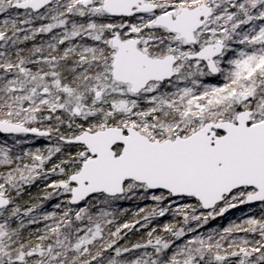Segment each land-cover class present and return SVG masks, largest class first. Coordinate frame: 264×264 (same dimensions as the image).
<instances>
[{
	"label": "snow or ice",
	"instance_id": "snow-or-ice-1",
	"mask_svg": "<svg viewBox=\"0 0 264 264\" xmlns=\"http://www.w3.org/2000/svg\"><path fill=\"white\" fill-rule=\"evenodd\" d=\"M0 264H264V0H0Z\"/></svg>",
	"mask_w": 264,
	"mask_h": 264
},
{
	"label": "trees",
	"instance_id": "trees-1",
	"mask_svg": "<svg viewBox=\"0 0 264 264\" xmlns=\"http://www.w3.org/2000/svg\"><path fill=\"white\" fill-rule=\"evenodd\" d=\"M38 191H39V189L33 188V192L34 193L35 192H38ZM125 207H132V208H134L135 205H133L131 203H127V204H125ZM241 215H243V210L240 211V212H238V213H236V214L231 215L228 218H223L222 217V218H219L217 221H212L211 224H210V227H217V226L223 227V226H226L230 222V220H235L238 217H240ZM164 219H168V218H164ZM136 238L137 237H133V239H136Z\"/></svg>",
	"mask_w": 264,
	"mask_h": 264
},
{
	"label": "water",
	"instance_id": "water-1",
	"mask_svg": "<svg viewBox=\"0 0 264 264\" xmlns=\"http://www.w3.org/2000/svg\"><path fill=\"white\" fill-rule=\"evenodd\" d=\"M240 211H242V209H234V210H232L231 212L227 213L226 216L223 217V218H228V217H230L231 215L236 214V213H238V212H240Z\"/></svg>",
	"mask_w": 264,
	"mask_h": 264
},
{
	"label": "flooded vegetation",
	"instance_id": "flooded-vegetation-1",
	"mask_svg": "<svg viewBox=\"0 0 264 264\" xmlns=\"http://www.w3.org/2000/svg\"><path fill=\"white\" fill-rule=\"evenodd\" d=\"M41 143L44 144L45 142H44V141H39V142H38V146H39Z\"/></svg>",
	"mask_w": 264,
	"mask_h": 264
},
{
	"label": "rangeland",
	"instance_id": "rangeland-1",
	"mask_svg": "<svg viewBox=\"0 0 264 264\" xmlns=\"http://www.w3.org/2000/svg\"><path fill=\"white\" fill-rule=\"evenodd\" d=\"M40 145H42V143Z\"/></svg>",
	"mask_w": 264,
	"mask_h": 264
}]
</instances>
